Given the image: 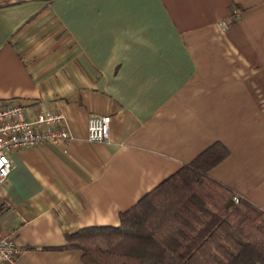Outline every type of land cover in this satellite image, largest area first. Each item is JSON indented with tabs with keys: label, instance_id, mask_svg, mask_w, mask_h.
Segmentation results:
<instances>
[{
	"label": "crops",
	"instance_id": "1",
	"mask_svg": "<svg viewBox=\"0 0 264 264\" xmlns=\"http://www.w3.org/2000/svg\"><path fill=\"white\" fill-rule=\"evenodd\" d=\"M8 99L72 133L12 152L0 233L19 264H82L68 232L119 225L217 141L209 174L264 211V0H0ZM92 115L112 116L109 140H88Z\"/></svg>",
	"mask_w": 264,
	"mask_h": 264
},
{
	"label": "trees",
	"instance_id": "2",
	"mask_svg": "<svg viewBox=\"0 0 264 264\" xmlns=\"http://www.w3.org/2000/svg\"><path fill=\"white\" fill-rule=\"evenodd\" d=\"M5 101H1L2 104ZM217 141L120 213V224L66 235L82 264H264V211L213 178Z\"/></svg>",
	"mask_w": 264,
	"mask_h": 264
},
{
	"label": "built area",
	"instance_id": "3",
	"mask_svg": "<svg viewBox=\"0 0 264 264\" xmlns=\"http://www.w3.org/2000/svg\"><path fill=\"white\" fill-rule=\"evenodd\" d=\"M237 12V9H233L232 15ZM229 25L230 20L221 21L222 28H228ZM111 121V115H92L88 119V140H109ZM70 138L72 133L64 125V115L60 111L44 110L30 118L25 115V106L17 99H8L0 104V185L14 167V150ZM234 198L239 202V195ZM21 253L22 248L14 235L0 233V264H19Z\"/></svg>",
	"mask_w": 264,
	"mask_h": 264
}]
</instances>
